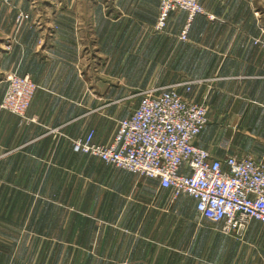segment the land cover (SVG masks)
Here are the masks:
<instances>
[{
  "label": "crops",
  "instance_id": "1",
  "mask_svg": "<svg viewBox=\"0 0 264 264\" xmlns=\"http://www.w3.org/2000/svg\"><path fill=\"white\" fill-rule=\"evenodd\" d=\"M202 3L213 18L174 11L156 32L158 0H0V104L9 72L37 84L36 122L0 107V264H264L263 222L224 233L189 194L72 146L108 144L139 92L188 80L197 144L264 161V0Z\"/></svg>",
  "mask_w": 264,
  "mask_h": 264
},
{
  "label": "built area",
  "instance_id": "2",
  "mask_svg": "<svg viewBox=\"0 0 264 264\" xmlns=\"http://www.w3.org/2000/svg\"><path fill=\"white\" fill-rule=\"evenodd\" d=\"M159 13L154 25L163 32L172 12L184 10L189 20L206 14L202 0H158ZM12 5L13 0H3ZM30 18L18 8L16 28ZM187 30L181 38L186 39ZM254 43L264 47V39ZM7 89L0 104L20 117L21 122H36L27 110L37 90L29 74H6ZM191 81L182 80L139 92L140 100L131 114L123 118L108 144L96 143L91 131L85 138L72 140L73 150L100 158L118 168L159 180L174 195L186 193L195 198L199 218L220 224L224 233L242 235L255 219L264 223V161L251 155L215 157L197 144L207 124L204 103L186 98Z\"/></svg>",
  "mask_w": 264,
  "mask_h": 264
},
{
  "label": "rangeland",
  "instance_id": "3",
  "mask_svg": "<svg viewBox=\"0 0 264 264\" xmlns=\"http://www.w3.org/2000/svg\"><path fill=\"white\" fill-rule=\"evenodd\" d=\"M140 176H142V175H140ZM144 177V176H143Z\"/></svg>",
  "mask_w": 264,
  "mask_h": 264
}]
</instances>
